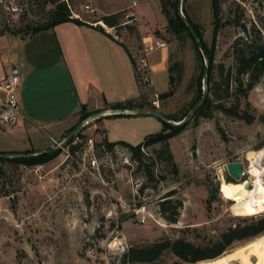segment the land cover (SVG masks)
<instances>
[{"label":"rangeland","instance_id":"rangeland-1","mask_svg":"<svg viewBox=\"0 0 264 264\" xmlns=\"http://www.w3.org/2000/svg\"><path fill=\"white\" fill-rule=\"evenodd\" d=\"M66 1L83 19L98 21L101 10L98 13L86 11L84 4L93 7L97 2L107 5L131 0ZM137 2L135 10L144 19L159 16L155 26L145 34H157L166 42V47L149 55L154 63L150 66L149 83H139L132 68L135 94H127L131 98L125 96L122 100L118 93L114 98L107 94L104 101L116 99L109 107L125 105L135 111L157 110L178 118L190 110L198 94L197 77L201 66L193 42L187 35L179 38L165 29L161 0ZM11 6L18 7L17 12H12ZM51 7V3L43 0H0V31L27 36L26 26L44 22ZM184 7L188 18L199 28L203 41L211 46V1L185 0ZM219 17L223 24L214 43L216 64H232L233 43L238 36H253V27L264 38V2L261 0H220ZM235 18L247 26L248 34L234 23ZM123 19L121 17L120 21ZM136 24L133 22L125 29L116 28L119 37L124 40L129 37L133 47L139 44L142 35ZM165 61L168 72L159 69ZM169 74L176 78L171 86L174 92L163 99L158 96L156 108L150 103L153 96L149 95L170 88ZM140 98H144L143 104L137 102ZM234 98L231 94L224 99L231 104ZM244 109L253 116L250 122L217 109L210 116L197 119L192 116L166 141L167 147L163 142L145 146L141 167L135 162L131 166L123 165L114 148L105 150L101 144L104 139L93 137L94 121L81 129L82 141L73 153L66 145L43 164L14 166L5 163L2 181L9 195L0 197V264H122V254L131 246L141 247L177 237L195 243L216 240L226 228L244 221L237 217L240 215L233 214L232 200L222 196L219 184L222 177L233 180L225 170V163L240 160L247 170V151L264 148V74L247 98L240 100L239 110ZM102 118L103 124H108L105 129L106 133L109 131V138H113L116 131H122L129 134L127 139L134 145L163 126L162 119L155 115ZM63 138L64 134L59 141ZM12 140L7 131H0V152L6 151V144ZM90 144L91 149L88 148ZM156 151H161L160 156ZM92 156L98 162V169L88 165ZM261 163L264 165V158ZM147 168L152 178H148ZM262 176L264 181V173ZM246 177L243 175L242 179ZM166 198L181 202L175 222L159 214V203ZM141 205L149 213L144 222H140L139 214L133 211ZM245 242H236L225 252ZM129 264L188 263L167 249L155 261ZM229 264L239 263L231 261Z\"/></svg>","mask_w":264,"mask_h":264},{"label":"crops","instance_id":"crops-1","mask_svg":"<svg viewBox=\"0 0 264 264\" xmlns=\"http://www.w3.org/2000/svg\"><path fill=\"white\" fill-rule=\"evenodd\" d=\"M129 3L101 5L97 2L93 7L97 13L100 9L98 15L103 16L118 12ZM136 14V29L142 35L155 26L159 17L144 19L139 11ZM81 20L85 24L65 21L25 37L0 34V73L17 65L23 76L18 97L24 118L14 127H0L2 133L7 131L13 139L6 144L4 152L36 151L54 146L78 123L81 112L91 116L111 109L109 104L116 99L104 101L107 94L114 98L118 93L121 100L135 94L133 64L128 53L133 47L132 41L129 37L126 40L115 38L99 30V23L94 25V21L82 17ZM149 63L154 65L151 60ZM159 69L168 72L166 61ZM137 102L143 104L144 98ZM110 115L92 120L96 131L92 136L129 142V134L122 131H116L114 137L109 138V131L106 133L105 129L108 124H103L102 117Z\"/></svg>","mask_w":264,"mask_h":264},{"label":"trees","instance_id":"trees-1","mask_svg":"<svg viewBox=\"0 0 264 264\" xmlns=\"http://www.w3.org/2000/svg\"><path fill=\"white\" fill-rule=\"evenodd\" d=\"M45 3L49 2L52 4V7L48 10L47 19L44 22L36 23L34 26L27 25V36L32 35L38 31L49 29L54 25L65 22L73 21L76 24H85V22L79 18L71 16V8L69 2L66 0H43ZM184 1L182 2L183 13L187 16ZM213 13V36H212V45L207 46L203 41L201 32L199 28L190 20L192 26L194 27L202 47L204 49L205 55L208 59V70L206 78V88L207 95L203 103L197 108L194 112L193 117L197 119L199 116H210L212 111L217 109L227 115L235 116L244 119L247 122L252 120V115L247 113V110H239L240 100L246 99L248 92L257 84L261 76L264 74V38L262 37L260 31L257 28H252L253 36L249 35L250 38L245 36H238L235 42L233 43L232 50V64H216L214 62L215 56V38L219 27L223 24L221 18L219 17L220 13V0H210ZM264 2V0H261ZM178 0H161V10L163 15L166 18V27L165 29L171 34H175L177 37L182 38L183 35H187L191 38L197 57L200 62L201 70L200 74L197 77V97L192 103H194L201 97L202 88L201 81L203 77V68L204 61L203 56L196 45L191 32L188 27L178 14ZM121 18V12H115L111 14H105L99 19V23H104L108 26L116 25ZM234 23H237L242 31L248 34L249 30L247 26L243 23H240L239 18H235ZM229 22V21H227ZM99 30L107 33L100 24H97ZM128 27H131L128 25ZM10 31V30H8ZM4 31H0V34H3ZM25 37V36H22ZM132 62V60H131ZM172 67L169 68L171 72ZM137 79L139 77L135 74ZM180 78V73L177 76V79ZM174 78L169 74V84L170 88L164 92H160L158 96L163 99L173 94L174 90L171 87ZM224 96L221 95V93ZM233 94L235 96L234 101L231 104H228L224 99L225 96ZM115 108V107H111ZM116 108H125L131 109L125 105L116 106ZM187 113V112H186ZM184 113L180 117L167 116L172 120H180L186 115ZM112 115H130V114H112ZM87 113L81 112L79 116V121L86 118ZM78 121V122H79ZM162 129L158 132L147 135L142 142L137 144H131L124 140L117 141H108L107 139L102 140L101 144L105 150L111 151L113 146L118 144L126 147L131 153V160L136 163L137 167H141L143 164V158L145 153L141 151V146H148L158 142L166 141L177 133L184 125L174 126L165 121H163ZM74 124L70 127L67 133L75 127ZM81 132V129H80ZM79 132V133H80ZM66 133V134H67ZM82 135V134H81ZM65 136V135H64ZM83 137V136H82ZM72 138L69 140L68 144L71 142ZM77 145L69 146L70 151L73 153L77 149ZM165 147L166 144H165ZM35 150H25L23 153L33 152ZM61 149L56 150L52 153H38L28 157L13 158V159H0V197L8 196L9 191L5 189L2 179L5 176V163L12 164L14 166L18 164L24 165H38L43 164L44 162L55 157ZM157 156H160L161 151H156ZM168 152V150H167ZM168 158L171 156L168 152ZM148 178H152V172L147 168ZM233 181V180H229ZM234 182V181H233ZM142 188L140 190L142 191ZM170 195V194H169ZM168 195V196H169ZM180 200H171V198H166L160 201L158 206L159 214L165 217L166 220L170 222H175L178 216V206L180 205ZM11 204V208H12ZM14 208V207H13ZM241 217L244 221L242 223H237L226 228L223 232L220 233L219 238L216 240L209 239L206 242L195 243L190 240H187L183 237H177L174 239H164L162 241H157L150 243L146 246L134 247L131 246L128 248L121 257V263H136V262H152L160 257V255L165 250H170L176 257L186 263H194L197 261L212 259L223 254L227 248L232 246L236 242L248 241L260 234L264 233V211L247 215V216H237Z\"/></svg>","mask_w":264,"mask_h":264},{"label":"built area","instance_id":"built-area-1","mask_svg":"<svg viewBox=\"0 0 264 264\" xmlns=\"http://www.w3.org/2000/svg\"><path fill=\"white\" fill-rule=\"evenodd\" d=\"M136 1L131 0L130 3L122 10L121 17L123 20L119 21L116 25L108 26L104 23H99L98 21H94L93 24L99 23L103 29L110 33L115 38H119V33H116V28H127L128 25L131 26L133 22L137 23V14L135 10ZM83 8L86 11L94 13V8L89 4H84ZM18 7L11 6L12 12H17ZM71 16L75 18L81 19V16L78 13H75L71 9ZM132 47V46H130ZM166 47V42L157 34L153 32H149L147 34H143L140 37L139 44L135 47L129 48L128 53L132 60L133 68L135 74L139 77V82L149 83L151 79L149 78L150 72V63H149V55L155 51L156 49ZM22 72L17 65H12L8 70L0 73V125L4 127H14L16 126L20 120L24 118V114L21 110L20 101L18 97V92L22 83ZM151 97L150 103L154 105V107H158V93L156 91L151 92L149 96ZM85 126V125H84ZM83 128V127H82ZM81 128V129H82ZM80 130H78L73 136L72 140L67 146L77 145L82 141ZM89 142L91 139H88ZM118 145V144H117ZM88 148H92V144L88 145ZM104 148V147H103ZM115 153L119 156V161L123 165L131 166L133 161L131 160L130 151L124 146H114ZM145 146H141V151L144 152ZM105 149V148H104ZM68 153V150H66ZM93 154V152H92ZM233 161V160H231ZM88 165L92 169H98V162L95 157H91ZM245 170V166H244ZM244 170L242 175H244ZM133 211L140 216V222H144L146 219V215L149 213L145 210V206H137L133 208Z\"/></svg>","mask_w":264,"mask_h":264},{"label":"bare ground","instance_id":"bare-ground-1","mask_svg":"<svg viewBox=\"0 0 264 264\" xmlns=\"http://www.w3.org/2000/svg\"><path fill=\"white\" fill-rule=\"evenodd\" d=\"M246 158L249 166L244 170V175H247L245 179L233 182L222 177L219 184L222 196L232 200L230 208L233 214L240 216L264 211V165L261 163L264 148L248 150ZM231 261H238L239 264H264V233L218 257L188 264H229Z\"/></svg>","mask_w":264,"mask_h":264},{"label":"water","instance_id":"water-1","mask_svg":"<svg viewBox=\"0 0 264 264\" xmlns=\"http://www.w3.org/2000/svg\"><path fill=\"white\" fill-rule=\"evenodd\" d=\"M182 1L183 0H178V5H177L178 14L180 15V17L182 18V20L184 21V23L188 27L189 31L191 32V35H192L196 45L198 46V48H199V50L203 56V61H204L203 77H202V95L194 103V105L190 108V110L186 113V115L184 117H182V119L177 120V121L172 120V119L168 118L166 115L158 112L157 110H139V111L131 112L125 108H111V109L104 110V111H98V112L94 113L93 115L87 116L83 120L79 121L75 125V127L72 130H70L64 136V138L54 146L47 147V148H41V149H38L36 151L27 152V153H23V152H0V159L21 158V157L32 156V155H35L38 153L55 152L56 150L61 149L64 146H66L68 144L69 140L72 138V136L78 130H80L82 127H84V125H86L90 121L98 118L99 116L109 114V113L110 114L123 113V114H133V115H155V116L159 117L160 119H162L163 121H165L171 125H174V126H181V125H184L185 123H187V121L193 116V114L197 110V108L203 103V101L205 100L206 95H207L206 78H207V70H208V59L205 55L204 49L202 47V44L200 42V39H199L194 27L192 26V24H191L190 20L187 18V16L183 13ZM193 154L195 155V152H193ZM225 170L228 173V175L234 181H240V180H242V177H243L242 172L244 170V164L240 160L229 161V162L225 163ZM247 185H249V184H247Z\"/></svg>","mask_w":264,"mask_h":264}]
</instances>
